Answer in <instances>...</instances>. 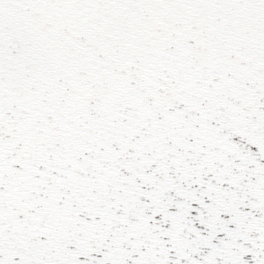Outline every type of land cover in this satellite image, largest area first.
<instances>
[{
  "label": "snow or ice",
  "instance_id": "1",
  "mask_svg": "<svg viewBox=\"0 0 264 264\" xmlns=\"http://www.w3.org/2000/svg\"><path fill=\"white\" fill-rule=\"evenodd\" d=\"M0 264H264V0H0Z\"/></svg>",
  "mask_w": 264,
  "mask_h": 264
}]
</instances>
